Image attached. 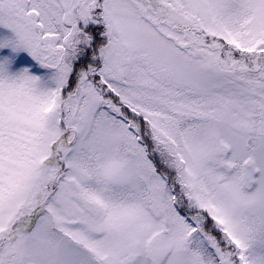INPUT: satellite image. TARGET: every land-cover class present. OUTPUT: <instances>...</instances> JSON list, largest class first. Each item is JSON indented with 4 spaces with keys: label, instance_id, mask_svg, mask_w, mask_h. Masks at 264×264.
I'll return each mask as SVG.
<instances>
[{
    "label": "snow or ice",
    "instance_id": "obj_1",
    "mask_svg": "<svg viewBox=\"0 0 264 264\" xmlns=\"http://www.w3.org/2000/svg\"><path fill=\"white\" fill-rule=\"evenodd\" d=\"M0 264H264V0H0Z\"/></svg>",
    "mask_w": 264,
    "mask_h": 264
}]
</instances>
